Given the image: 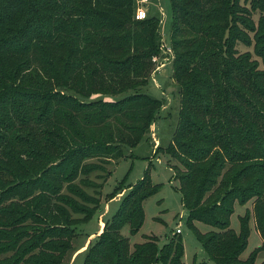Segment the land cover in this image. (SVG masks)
Here are the masks:
<instances>
[{
	"label": "trees",
	"instance_id": "1",
	"mask_svg": "<svg viewBox=\"0 0 264 264\" xmlns=\"http://www.w3.org/2000/svg\"><path fill=\"white\" fill-rule=\"evenodd\" d=\"M169 1L180 105L165 153L184 167L171 168L206 254L200 264H264V0ZM138 2L0 0V264H62L76 225L99 208L80 187L148 138L162 100L141 89L160 18L135 19ZM238 43L252 50L239 54ZM157 190L146 176L132 185L77 254L81 264H183L179 233L162 248L156 236L130 247L121 234L139 231L142 201ZM250 200L236 232L234 206ZM251 218L262 243L241 259Z\"/></svg>",
	"mask_w": 264,
	"mask_h": 264
},
{
	"label": "rangeland",
	"instance_id": "2",
	"mask_svg": "<svg viewBox=\"0 0 264 264\" xmlns=\"http://www.w3.org/2000/svg\"><path fill=\"white\" fill-rule=\"evenodd\" d=\"M241 2L243 3L245 0H241ZM138 7L144 8L147 11V15L157 11L161 21L159 29L163 35L167 34L168 41L172 18L170 1L157 0V4H154L148 0H139ZM252 15L256 23L260 12L255 11ZM169 45L171 46V52L166 54L160 49L157 54L159 57H168L164 70L156 77L158 79L154 81L152 80V69L149 74L148 84L141 89L151 96L162 100L159 115L151 123L147 131L148 138H142L132 149L125 148L122 158L112 159L104 164L101 171L93 172L89 175L90 183L88 186L80 187L84 194L99 200V208L91 219L76 225L75 231L77 235L73 240V248L66 254L62 264L82 263L80 256H77V248L82 246L86 239L95 234L99 225L103 224L99 223L100 219L105 221L118 210L126 192L144 176L153 185L157 184L158 190L142 201L144 221L139 231L134 235H130L128 225H125L121 230V234L124 237H128L130 247L135 243L143 242L145 236H156L158 247L162 248L172 235L176 233V229L179 228L181 232L178 236H180L183 243V264H200L207 260L197 233L187 223L188 211L182 203L181 194L178 190V181L175 179L174 171L171 168L176 166L180 171H184V167L176 159L165 153L178 121L180 105L179 86L172 77L173 60L176 51H174L170 42ZM236 49L239 54L252 50L251 47L244 46L241 43L236 45ZM251 59L259 62V69L263 68L261 60L257 56L252 54ZM34 175L36 174L32 176ZM65 186L66 183L63 184V187ZM113 192V196L108 197ZM35 194H38V191ZM60 194H67V192L63 188ZM79 203L86 208L93 207L91 203H85L80 199ZM251 207L252 200L247 202L245 206L235 204L234 212L230 217V227L236 232L239 231V216L243 215L246 208L251 209ZM73 216L77 217L79 215L73 214ZM25 223L32 224L29 219ZM35 224L43 225L34 221L32 225ZM194 224L202 233L212 229L211 226L201 222H194ZM250 228L248 244L240 255L241 259H245L251 251L262 243L253 218L250 220ZM94 239L95 237L91 241H94ZM257 261H264V251L259 253Z\"/></svg>",
	"mask_w": 264,
	"mask_h": 264
},
{
	"label": "built area",
	"instance_id": "3",
	"mask_svg": "<svg viewBox=\"0 0 264 264\" xmlns=\"http://www.w3.org/2000/svg\"><path fill=\"white\" fill-rule=\"evenodd\" d=\"M147 16V11L144 8L141 7H137L136 11H135V19H144ZM161 22V21H160ZM161 34V32H160ZM159 48L161 49V51L165 52L166 54L168 52H171V46L169 45L168 42L165 41L164 37L161 34V38H160V45ZM159 49V50H160ZM168 59V57L164 56V57H159L158 55H154L152 57V62H153V70H152V80L156 81L158 77V75L161 74V72L164 70L165 66H166V60ZM180 229H176V233H180Z\"/></svg>",
	"mask_w": 264,
	"mask_h": 264
},
{
	"label": "crops",
	"instance_id": "4",
	"mask_svg": "<svg viewBox=\"0 0 264 264\" xmlns=\"http://www.w3.org/2000/svg\"><path fill=\"white\" fill-rule=\"evenodd\" d=\"M160 32L162 33V31H160ZM162 36L164 37L166 42H168V43L170 42V38L167 41V34L163 35V33H162ZM99 223H103V224H101V226L98 224L100 229L98 228L97 231L95 232V234H93L92 236H90L88 239L85 240V243L76 250L77 254L81 253L87 247V245L92 240V238L96 237V235H98L102 231L103 226H104V220L100 219Z\"/></svg>",
	"mask_w": 264,
	"mask_h": 264
}]
</instances>
